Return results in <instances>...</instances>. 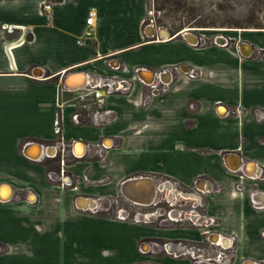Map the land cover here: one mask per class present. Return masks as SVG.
<instances>
[{
	"label": "crops",
	"instance_id": "0c3cea01",
	"mask_svg": "<svg viewBox=\"0 0 264 264\" xmlns=\"http://www.w3.org/2000/svg\"><path fill=\"white\" fill-rule=\"evenodd\" d=\"M99 1L56 0L44 11L46 0H0V193L11 190L0 198V264H138L146 238H201L188 221L162 230L88 212L86 197L115 196L136 176L188 187L193 204L217 219L216 230L234 234L231 264H264V206L250 201L253 192L264 205V27L231 30L227 45L197 46L192 31L187 39L182 29L150 36ZM174 65L200 74L171 77L145 106L147 88L137 80L102 103L62 84L67 72L74 86L79 72L131 79L144 68L145 79ZM74 112L81 123L72 122ZM28 143L29 156L41 146L40 158L23 154ZM77 145L83 151L75 156ZM50 170L70 182L48 178ZM126 247L132 253L124 257Z\"/></svg>",
	"mask_w": 264,
	"mask_h": 264
},
{
	"label": "rangeland",
	"instance_id": "374dc122",
	"mask_svg": "<svg viewBox=\"0 0 264 264\" xmlns=\"http://www.w3.org/2000/svg\"><path fill=\"white\" fill-rule=\"evenodd\" d=\"M46 1L52 2L56 0ZM99 2L102 6L110 8L113 12H124L131 23L140 22L142 30L148 26H153L155 29L166 28L171 32H177L183 28H191L194 34H204V44L212 42L215 35L230 34L229 31L223 30L224 28L264 27V0H100ZM155 179L159 181L160 177L156 176ZM167 190L172 192L170 198L167 196L166 190L159 191L156 197V204L148 206L132 204L126 201L120 193H117L115 196H101L103 198L100 199L99 205L107 210L101 211L100 214L114 219L113 216L118 208L126 209L131 213V216H134L136 212H140L141 214L154 213L155 216H151L154 219L151 218V223L146 224L147 226L162 230L169 228L181 229L187 221L179 224H169L168 222H161L159 224V221L166 218V212L172 208L170 205L172 201H175L173 206L176 209L186 207L189 211L192 210V197L184 195V190L181 189L175 190L171 188ZM93 197L96 198V196ZM156 207H160L157 213L155 211ZM197 210H200L199 206ZM189 211L183 215L188 214ZM178 212L180 213L179 210ZM212 229L210 228V230ZM127 238H129V233ZM152 240H158L160 244L170 241L166 237L158 238L155 236H152ZM100 241L99 239L96 244ZM207 246L216 248L208 243ZM253 246L255 247V245ZM258 247L259 245H256L255 248L259 251ZM223 251L227 254L228 250L224 249ZM131 253L129 247H126V250L120 254L125 257L130 256ZM147 253V255H143L137 260L141 261L138 263L187 264V262L180 260L169 259L161 249L154 253L151 251ZM231 263L232 261L229 264Z\"/></svg>",
	"mask_w": 264,
	"mask_h": 264
},
{
	"label": "built area",
	"instance_id": "2783aa9c",
	"mask_svg": "<svg viewBox=\"0 0 264 264\" xmlns=\"http://www.w3.org/2000/svg\"><path fill=\"white\" fill-rule=\"evenodd\" d=\"M50 7H51V3H49V2L42 3V9L44 11L50 10ZM85 22H86L87 26H91L94 23V15L92 13H90L87 16ZM8 29H11V28L8 27ZM86 34H89V31L86 32ZM194 37H195V40L191 44L197 45V46L204 45V43H205L204 34H202V33L199 35L195 34ZM230 40L231 39L228 35L220 34V35H215L213 37L212 43L227 45L230 43ZM263 55H264V53H263ZM116 69L121 70L123 72L126 70L123 65L117 66ZM138 69H140V68H136L134 70V73H133V76L131 79L124 78L121 76H116V75H99V74H96V75L90 76V78H88V76H87V78H88L87 83L85 85H83L81 87H77V88L81 89V92H80L81 96H90L93 99H95V101L97 103H102V101L104 100V97H106L108 95L115 94V93H126V92L130 91L133 87V81L137 80L147 88V92L144 93L142 98H141V104H142V106H145V105H147V103L149 102V100L153 96H156L159 93L166 91L168 84L170 82L169 80L171 79V77L177 75L178 73H180V74L182 73V74L186 75L188 78H196L200 74V71L195 67H189L186 70H183V69H181L180 65H174V66H170V67H165L164 69H162V71L154 72L152 74L153 79L150 82H148L141 76L142 72L146 71V69L142 68L144 70H142L140 72V75H138ZM165 75L169 76V79H166ZM63 87L66 89H75L72 87H69V88L65 87L64 84H63ZM192 106L193 105L191 104L190 107H192ZM90 112L91 111H89L88 113L90 114ZM94 113H96V112H94ZM258 118L261 120L263 117H258ZM71 120L75 124H79L82 122L83 117L80 113L74 112L71 115ZM58 130H59V127H58V124L56 122L55 123V131H58ZM74 143H75V145L77 144V142H74ZM71 149H72L71 150L72 154L75 156H78L74 152V146ZM258 173H259V171L257 170V172H254L253 174L250 175V174H248V172L245 171V175H247L248 177H251V178L255 177V175H258ZM62 174H63V170L60 171V173H58L57 171H54V170H50L47 173L48 178L53 179V178L60 176L61 183L68 184L70 182L69 176H65L62 178ZM240 177L243 178L244 175L240 174ZM152 178L155 179L154 177H152ZM84 179L87 180L86 176H84ZM260 179L262 181H264V173L263 172L260 175ZM157 183L160 184L162 187L158 189L156 196H155V199L153 200V202H151L149 204H140V203L131 201L121 194L120 189H119V192H120V195L126 201L131 202L132 204L142 205V206H148V205L154 204L156 202V197H157V194L159 191H162V190L164 191V190L171 189V188H173L175 190H180V189L184 190L183 191L184 195L190 196L189 188L186 187L185 185H183L182 183H180L179 181L175 180V179L168 178V177H160V179H159V181H157ZM234 187L237 189H240L241 183L240 182L235 183ZM101 198H103V197H101V196H96V198L95 197H91V198L86 197V199H90V200L94 201V205H90L88 203L89 207L87 210L90 214H98L101 211H104L106 209L104 207H100V205H99V201ZM114 200H116V199H114ZM250 201H251L253 207H255V208H261L264 206L263 204L259 203L258 201H255L253 199V192L250 194ZM173 204H175V201H174V203L170 204L172 206V208H170V210L166 213V218L163 219L162 221H159V224H161V222H168L169 224H174V223L188 221L193 226H198L199 228L203 227L202 221L206 217L203 216V214H201V211H200L201 209L199 211L197 210V207L198 206L201 207L202 204L201 205H194L192 202L191 203V209L192 210H190L188 212V214L182 215V216L180 215L179 212L175 211L177 209L173 206ZM151 216H155V214L154 213L141 214L140 212H136L134 214V216H131V213H129V211H127L126 209L118 208L117 212L114 214L113 217H114V219H118V220H130V218H131V220L136 222V223L148 224V223H151V218L154 219ZM196 216L201 217L200 220H199V218H194ZM201 229L203 230V228H201ZM217 234H218V236H221L223 239H225L228 243H227V246L225 248L220 243L221 252L218 253L215 258H212L213 260H210V258H205L203 256L197 257L196 254H194V252L191 250L192 249L191 247L188 248L189 252L186 254L175 253L174 250H171L170 248L168 249L166 247V245H169V244L179 245L180 244L179 242L175 243V242L168 241V242H164L161 245L157 241L152 240V239H150L149 241H144V242L147 245H149L148 251L152 252V251H154L155 247L160 246L161 250H163L165 252L166 256L176 258L179 255L184 256V255L191 254L192 259H194L193 264H202L205 261L209 262V264H216V262H217V264H229L230 261H232V259L234 258L235 254H236L235 253V244H234V242H235L234 234H231L227 237L225 235H222L220 232H218ZM260 234L262 236H264V230H262ZM218 243L215 241H211V244L218 245ZM224 249L228 250L227 254L223 251ZM0 251H1V247H0ZM210 261H212V262H210Z\"/></svg>",
	"mask_w": 264,
	"mask_h": 264
},
{
	"label": "flooded vegetation",
	"instance_id": "af4514ba",
	"mask_svg": "<svg viewBox=\"0 0 264 264\" xmlns=\"http://www.w3.org/2000/svg\"><path fill=\"white\" fill-rule=\"evenodd\" d=\"M150 27H152L151 29L155 30V28L153 26H150ZM147 29H148V27H147ZM229 29H232L234 31H237L238 29L242 30L241 28H237V27H233V28H229ZM189 30H191V28H189ZM243 30H247V29L243 28ZM227 31H231V30H227ZM154 204H156V203H154ZM158 210H160V207H156V209H155L156 213L159 212ZM178 210L180 211V215L181 216L184 213H186L187 211H189L188 208H186V207L181 208V209H177L175 211L178 212ZM201 214H203V216H205L206 218H204V220L202 221L203 222V224H202L203 227L199 228V229L203 228V230L201 229L202 230L201 231V238L199 240L194 241V240H189V239H184V238H167V239H169L170 242H175V243L179 242L180 244H182V245H184V246H186L188 248L191 247L192 248L191 250L194 252V254H196L197 257L203 256L205 258H210V260H213L212 258H215L217 256V254L221 252L220 242L218 243V245L211 244V241H213V239H212L213 238V234L214 233L217 234L219 232L215 228V226L217 225L218 221H217V219L215 217H213V216L209 217L208 215H206V212L204 210H203V212L201 210ZM162 220L163 219H161L160 221H162ZM179 223H183V222H179ZM210 228L211 229L213 228V229L210 230ZM171 229H173V228H171ZM158 238H160V237H158ZM150 239H152V237L151 238L150 237L146 238L145 241H149ZM157 242H158V240H157ZM207 243L209 245L215 246L216 248H212L211 246L208 247ZM160 249H161V247L157 246V247L154 248V251H152V253L157 252ZM147 254L148 253L146 252L145 255H147ZM167 257L169 259L172 258L171 260L174 259V260H180V261H183V262H187V264H193L194 263V259H192L191 254L184 255V256L183 255H179L176 258L175 257H170V256H167ZM139 262H141V261H139ZM138 264H140V263H138ZM202 264H209V262L205 261ZM216 264H217V262H216Z\"/></svg>",
	"mask_w": 264,
	"mask_h": 264
},
{
	"label": "water",
	"instance_id": "95a60500",
	"mask_svg": "<svg viewBox=\"0 0 264 264\" xmlns=\"http://www.w3.org/2000/svg\"><path fill=\"white\" fill-rule=\"evenodd\" d=\"M160 30V28H159ZM162 31H167L166 28H161ZM190 31L192 30H184V31H181V35H183V37L185 39L188 38V36L190 35ZM150 36H154L155 33H152V34H149ZM174 35V33H169L167 34L166 37H170ZM144 70L142 68L138 69V75H140V72ZM79 74H85L86 77H87V74L84 73V72H79ZM70 72H67L63 78H62V83L64 84L65 87H72L70 86L67 82L68 80V77L70 76ZM85 85V84H84ZM83 85H80V86H77V87H81ZM73 88V87H72ZM78 143V141H77ZM31 143H28L24 149H23V154L31 159H38L41 157V154L39 153L37 157H31L27 154V147L30 145ZM32 145V144H31ZM33 146H38V147H41L37 144H33ZM41 151V150H40ZM246 168V166H245ZM248 173H250V171H247ZM142 181H146L145 183V189L144 190V193L142 195L140 194H132V192H130V190L128 189L129 186H132V185H135L137 182H142ZM162 186L160 184L157 183V181L155 179H153L152 177L150 176H136V177H129V178H126L125 180H123L120 185H119V189H120V192L121 194L126 197L127 199L131 200V201H134V202H137V203H140V204H149L151 202H153V200L155 199V196H156V193L158 191L159 188H161ZM134 193V192H133ZM91 205H94V201L93 200H90V199H86Z\"/></svg>",
	"mask_w": 264,
	"mask_h": 264
},
{
	"label": "bare ground",
	"instance_id": "6f19581e",
	"mask_svg": "<svg viewBox=\"0 0 264 264\" xmlns=\"http://www.w3.org/2000/svg\"><path fill=\"white\" fill-rule=\"evenodd\" d=\"M152 27H150V26H148V29L147 30H149V32H150V34H152V33H155V30L154 29H151ZM161 29V28H160ZM185 29H188V28H183L181 31H184ZM208 29V28H207ZM214 29V28H213ZM223 30H232V29H229V28H224ZM161 35L163 36V37H166L167 36V34H169V32L168 31H162L161 30ZM190 37L192 36L191 34L189 35ZM71 76V75H70ZM70 76L68 77V84L70 85V86H72L70 83ZM145 79L148 81V82H150L152 79H153V75L151 74V73H149V74H146L145 75ZM168 79H169V76H168ZM87 83V77H86V75L85 74H81V80H80V82L77 84V85H74V86H72L73 88H76L77 86H80V85H84V84H86ZM32 147H34L35 149H36V152L35 153H33V154H31V156L32 157H37L38 156V154L40 153V148L38 147V146H32ZM82 151H83V147L81 146V145H77V146H75V153L77 154V155H80L81 153H82ZM54 152V151H53ZM146 181H142V182H137L135 185H132V186H129L128 187V189L130 190V192H132V194H140V195H142L143 193H144V190H146L145 189V183ZM4 188L6 189V191H8V192H5V194H2V193H0V198L1 199H3V200H5V199H7L8 200V197L10 196V192H11V190L9 189L10 187H5L4 186ZM167 191V190H166ZM171 194H172V192L170 191V193L167 195L169 198H170V196H171ZM176 196H178V195H176ZM191 197H193V196H191ZM31 198H33V196H31ZM189 198V197H188ZM192 199V198H191ZM87 202V201H86ZM174 201H172V203H173ZM89 203V202H88ZM90 204V203H89ZM91 205V204H90ZM213 241H215V242H220L221 244H222V246L225 248L226 246H227V241L225 240V239H223L221 236H218V234H213ZM171 246H173V247H178V248H181V249H183L182 251L180 250V251H177L176 249L174 250V249H171ZM166 247L169 249H171V250H174V252L175 253H179V254H186V253H188L189 251H188V247H186V246H183L182 244H179V245H174V244H169V245H166Z\"/></svg>",
	"mask_w": 264,
	"mask_h": 264
}]
</instances>
